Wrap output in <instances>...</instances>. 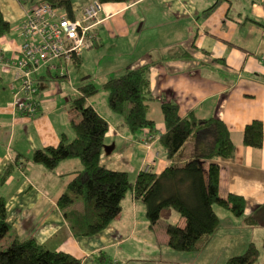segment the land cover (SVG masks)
I'll list each match as a JSON object with an SVG mask.
<instances>
[{
  "label": "crops",
  "instance_id": "1",
  "mask_svg": "<svg viewBox=\"0 0 264 264\" xmlns=\"http://www.w3.org/2000/svg\"><path fill=\"white\" fill-rule=\"evenodd\" d=\"M39 1L0 0L3 15L11 24L10 31L0 37L4 54L10 50L12 57L18 55L24 40L22 23L27 11ZM91 1L71 0L74 15H81ZM103 30L118 39L114 53L123 59L120 74L127 67L150 63L153 96L178 103L182 116L194 113L197 118L218 117L228 124L235 155L220 159V189L223 195L241 194L247 201L243 215L228 210L242 233L236 246L238 253H243L251 242L257 243L259 235L264 239V144L257 148L245 143L247 124L257 119L264 127V0L107 2L94 28L92 48H106ZM170 48L175 55H168ZM4 60L6 63L8 56ZM69 64L58 60L50 68L44 66L40 81L33 77L39 107L30 114L25 108L28 97L20 98L19 69L6 68L0 62V174L8 163L19 161L14 172L0 182V195L7 201V219L14 229L10 241L16 235L32 237L50 249L82 259L83 264H98V255L106 258L105 252L113 250L116 257L109 261L124 264L134 254L126 245L139 232L142 220L135 212L141 200L128 193L120 215L106 229L93 236L75 237L58 199L82 169L81 161L66 159L58 166L62 167L52 171L31 160L36 149L58 144L63 135L69 140L75 138L71 117L79 113L69 108L73 101L59 104L56 98L48 97L50 91H41L48 88L44 79L47 72L64 70ZM148 103L156 129L152 134L145 130L138 135L132 134L126 123L115 121L110 113L93 106L109 125L104 142L112 150L104 151L102 163L108 169L128 172L132 182L141 169L149 167L160 172L169 163L160 143L165 132L161 101ZM194 145L195 138L186 150ZM121 160L124 162L116 165ZM125 201L131 207L128 211ZM216 211L220 218L221 212ZM250 215L257 223L248 224L246 217ZM182 219L178 224L184 225Z\"/></svg>",
  "mask_w": 264,
  "mask_h": 264
},
{
  "label": "trees",
  "instance_id": "2",
  "mask_svg": "<svg viewBox=\"0 0 264 264\" xmlns=\"http://www.w3.org/2000/svg\"><path fill=\"white\" fill-rule=\"evenodd\" d=\"M42 1H48L65 10L70 16H75L71 0L39 2ZM99 1L131 3L135 0ZM10 29L11 24L3 15L0 6V37ZM0 52L5 56L2 50ZM181 52L186 54L185 51ZM167 53L169 56L175 55L172 48ZM82 59L81 55L74 56L72 63L79 67ZM151 66L146 63L138 67H127L122 74L105 80L103 87L109 91L111 110L125 116L132 134L145 130L152 134L156 126L149 117L148 102L154 99L161 101L165 132L160 136V143L169 161L163 170L156 172L152 169H141L132 182L128 172L108 169L102 163L104 138L109 125L90 103V97L100 89L94 82L81 84L80 94L70 105L71 109L79 113L71 117L75 138L69 140L63 135L58 144L36 149L31 160L52 171L66 159L78 158L81 161L82 169L76 172L58 199V205L75 237L93 236L106 229L120 215L127 194L132 193L135 198L145 203L151 226L158 222L165 207H172L184 217V225L169 223L167 226L168 243L172 248L201 251L220 226L215 204L227 208L235 215H243L246 211L247 201L243 195H223L220 189V159L232 158L235 155V145L230 137V127L224 120L218 117L197 118L194 113L182 116L178 103L166 97L153 96ZM18 77L22 81L19 74ZM36 99L39 107V98ZM193 138L194 147L186 150ZM245 143L257 148L263 146L264 127L261 120L256 119L246 125ZM18 162L15 160L6 165L0 174V182L14 172ZM79 200L82 201V208L75 206ZM7 217V201L0 195V240L12 226ZM246 220L248 224L257 223L251 215ZM259 254L258 245L251 242L243 253L228 258L226 264H254ZM82 262V259L70 253L50 249L32 237L16 235L6 247L0 246V264ZM103 263L105 262L98 261V264Z\"/></svg>",
  "mask_w": 264,
  "mask_h": 264
},
{
  "label": "rangeland",
  "instance_id": "3",
  "mask_svg": "<svg viewBox=\"0 0 264 264\" xmlns=\"http://www.w3.org/2000/svg\"><path fill=\"white\" fill-rule=\"evenodd\" d=\"M102 35L106 43L105 49H102L101 46L85 49L82 52L83 59L79 67L72 63L69 64L68 68H64V70L60 68L47 72L44 79L48 84V88L42 89L41 91L47 90L48 94L50 91L48 97L56 98L59 104H64L68 100L74 101L77 98L80 94L79 86L81 84L94 82L100 89L98 93L90 97L92 106L98 111L101 110L110 113L113 116L112 119L120 123H126L128 126L123 114L111 110L109 106V91L103 87V82L108 76L111 75L114 77L122 72V69H119V65L123 59L117 57L114 53L116 49L115 43L118 39L106 30L102 31ZM10 53V50H8L5 55L9 59L7 62L11 64L13 58ZM45 67L39 68L38 74L34 75L36 82L41 80L40 73L43 70L45 71ZM110 69H113V71L110 72ZM30 96L31 93L28 92L22 82L20 98L25 99ZM134 159L137 161L136 157ZM123 162L121 160L116 165H120ZM62 166L60 165V167ZM127 202L125 201V206L128 211L131 207ZM75 206L82 208V201L79 200ZM215 208L221 212L218 231L212 235L207 245L201 251H182L172 248L168 243L167 226L169 223H179V218H183L182 220L184 221V217H181L172 207H165L161 212L158 222L154 226H151L146 214V205L143 201H140L135 212L138 220H142L139 223V232L126 245L134 254L124 264H226L228 258L236 255L234 253L239 252L236 246L240 242L238 238H240L242 233L237 228L238 223L236 222V217H231V213L227 208L218 204H215ZM13 233L14 229L11 228L7 235L0 240V246L6 247ZM256 240L260 254L254 264H264V239L259 235ZM99 253L97 252V254ZM109 253L105 252L106 258L104 254H101L96 259L101 262L115 259V251L109 250ZM107 264L122 263L109 261Z\"/></svg>",
  "mask_w": 264,
  "mask_h": 264
},
{
  "label": "built area",
  "instance_id": "4",
  "mask_svg": "<svg viewBox=\"0 0 264 264\" xmlns=\"http://www.w3.org/2000/svg\"><path fill=\"white\" fill-rule=\"evenodd\" d=\"M104 3L93 0L85 6L81 15L70 16L65 10L48 1L35 3L26 13L21 27L24 37L18 55L13 62L5 63L0 52V62L6 68L16 67L24 87L31 93L25 108L34 114L38 108L37 92L33 75L42 66H52L58 60L72 63L85 49L92 47ZM149 169V167H147Z\"/></svg>",
  "mask_w": 264,
  "mask_h": 264
},
{
  "label": "water",
  "instance_id": "5",
  "mask_svg": "<svg viewBox=\"0 0 264 264\" xmlns=\"http://www.w3.org/2000/svg\"><path fill=\"white\" fill-rule=\"evenodd\" d=\"M104 147H105V150H106L107 153H110V151L112 150V146H111L110 149H109V146H107V145H105Z\"/></svg>",
  "mask_w": 264,
  "mask_h": 264
}]
</instances>
